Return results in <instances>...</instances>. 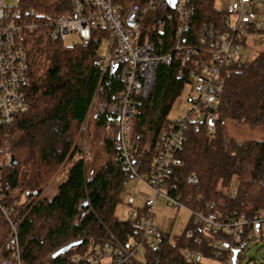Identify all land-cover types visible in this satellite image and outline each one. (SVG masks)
<instances>
[{
  "label": "trees",
  "instance_id": "obj_1",
  "mask_svg": "<svg viewBox=\"0 0 264 264\" xmlns=\"http://www.w3.org/2000/svg\"><path fill=\"white\" fill-rule=\"evenodd\" d=\"M114 1L125 5L130 0ZM214 1L193 0L189 32L193 38L203 24L221 23L223 10ZM13 6L31 10L42 25L39 33L25 40L28 69L22 90L27 108L0 126V191L4 201L14 207L13 219L19 221L21 258L31 264H63L72 254L87 252L110 234L122 242L132 235L134 220L115 214L127 179L117 158L113 129L103 112L92 116L91 122L103 134L105 158L88 171L76 142L99 80L100 56L98 46L82 49L48 35L50 27L45 24L69 11L71 0H17ZM164 19L163 37L168 40L175 22L171 9L158 6L145 14L142 33L148 40L159 35L155 26ZM226 69L221 101L211 110L213 131L207 133L206 119L196 125L189 123L164 179V190L190 211L186 225L181 233L171 236L168 232L161 243L146 246L139 264H219L224 251L216 254L214 237L203 235V243L196 245L185 235L192 227L191 211L243 215L248 220L264 212V136L242 139L237 135L245 129L264 130V47ZM190 70V63H183L177 55L160 64L149 95L136 109L130 146L142 174L151 171L155 144L176 120L168 114ZM105 78L102 99L108 100L122 85L115 75ZM230 125L236 126V134L229 132ZM6 140L16 164L1 162ZM58 175L55 192L40 195ZM8 232L0 211V245ZM75 240L80 244L53 256ZM182 248L193 253L191 260Z\"/></svg>",
  "mask_w": 264,
  "mask_h": 264
},
{
  "label": "built area",
  "instance_id": "obj_2",
  "mask_svg": "<svg viewBox=\"0 0 264 264\" xmlns=\"http://www.w3.org/2000/svg\"><path fill=\"white\" fill-rule=\"evenodd\" d=\"M192 4L193 0H175L170 8L175 22L168 40L163 37L166 19L155 26L159 35L152 41L142 33L145 14L158 6L169 8L166 0H130L125 5L114 0H71L69 11L45 24L50 27L48 35L63 40L64 45H67L65 37L73 34V43L82 49L105 46V54L99 51V80L79 136L84 135L89 118L103 112L113 129L117 158L125 178L137 179L152 193L139 210L134 208L127 216L134 220V228L126 242L110 234L87 252L72 254L63 264H139L145 247L161 243L167 235L154 224L156 202L163 198L175 208L184 206L179 198L164 190V179L186 128L189 123L196 125L206 119L207 133L213 131L211 110L221 101L227 65L241 58V51L249 42L255 45L264 35V0H227L221 23L218 26L203 24L196 38L189 35L194 14ZM32 15L31 10L21 11L3 5L0 0V126L10 123L15 114L27 108L22 90L28 69L25 40L39 33L42 25ZM173 55L191 65L184 86L188 87L189 106L156 142L152 169L142 174L130 146L134 115L151 91L158 66L168 63ZM108 75L117 76L122 88L110 99L103 100ZM2 153V164L10 165L7 148ZM13 208L4 201L0 191V211L9 225L8 235L0 245V264H31L20 255L19 221L12 217ZM191 214L192 227L185 230V235L196 245L203 243V235L214 237L212 247L216 254L224 251L219 264H232L234 249H238L235 260L240 264L243 250L260 238L264 222V212L251 220L243 215L223 217L217 212L202 210L191 211ZM180 251L188 260L193 258L192 252L183 248Z\"/></svg>",
  "mask_w": 264,
  "mask_h": 264
},
{
  "label": "rangeland",
  "instance_id": "obj_3",
  "mask_svg": "<svg viewBox=\"0 0 264 264\" xmlns=\"http://www.w3.org/2000/svg\"><path fill=\"white\" fill-rule=\"evenodd\" d=\"M17 0H2L3 5H15ZM227 0H215L214 6L218 9H224ZM74 39L73 34H69L65 37V42L67 44H72ZM264 47V35L263 37L254 45L252 42L248 43V46L242 49L241 57L242 59L251 58L255 52ZM99 51L101 54H105L106 49L104 45H100ZM188 87L186 86L182 91L181 95L178 97L177 101L172 106L168 117L171 119H176L181 116L184 111L188 108ZM86 129L84 135L79 136V132L76 136V142H78L79 146L83 151V157L87 163V170L92 166H96L100 160L105 158L103 148H102V140L103 134L100 130L93 127L91 122V117L86 122ZM82 125V124H81ZM80 125V126H81ZM228 126V125H227ZM80 129V128H79ZM229 132H233L236 134V126L230 125ZM238 136L242 139L245 138H254L260 139L264 136V130L261 128L257 129H245L243 131L237 132ZM6 143L8 146H6ZM7 148L9 151L10 141L6 140L4 142L3 150ZM2 150V152H3ZM2 157H3V153ZM8 153V152H7ZM10 153V151H9ZM10 156V154H9ZM91 160V161H90ZM61 176L58 175L54 180L51 181L49 185H47L40 195H48L50 196L55 192V188L58 180H60ZM151 191L142 184L137 179H128L125 184V189L121 193V202L117 204L115 208V214L121 218L125 219L130 211L136 207H141L145 198L151 197ZM22 204L25 202V198H21ZM154 213V224L156 227L162 229L165 233L170 232V235H176L182 232L184 229L186 222L188 220L190 211L185 207L181 206L175 208L166 203L165 199H160L156 202L153 207ZM260 238L252 241L244 250H243V260L240 264H264V222L261 224ZM209 261L210 260H206ZM211 263H216L212 262Z\"/></svg>",
  "mask_w": 264,
  "mask_h": 264
},
{
  "label": "water",
  "instance_id": "obj_4",
  "mask_svg": "<svg viewBox=\"0 0 264 264\" xmlns=\"http://www.w3.org/2000/svg\"><path fill=\"white\" fill-rule=\"evenodd\" d=\"M166 3L168 5L169 8H172L174 6V3H175V0H166ZM17 160L15 159L14 155L11 154L10 155V163L11 164H16ZM80 240H75V241H71V242H68L66 244H64L63 246H61L60 248H58L54 253H53V256L57 255V254H60V253H63L65 251H68L69 249L77 246L80 244ZM238 253V249H234L233 250V254L231 256V259H232V264H236V255Z\"/></svg>",
  "mask_w": 264,
  "mask_h": 264
}]
</instances>
